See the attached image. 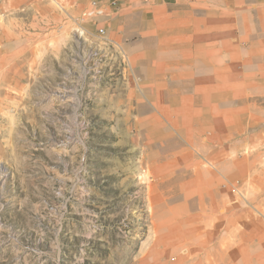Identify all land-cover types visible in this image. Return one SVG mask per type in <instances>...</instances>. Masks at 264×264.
Returning <instances> with one entry per match:
<instances>
[{"label":"rangeland","instance_id":"rangeland-1","mask_svg":"<svg viewBox=\"0 0 264 264\" xmlns=\"http://www.w3.org/2000/svg\"><path fill=\"white\" fill-rule=\"evenodd\" d=\"M88 7L0 5V264H161L147 206L169 183L147 165L129 57Z\"/></svg>","mask_w":264,"mask_h":264},{"label":"crops","instance_id":"crops-1","mask_svg":"<svg viewBox=\"0 0 264 264\" xmlns=\"http://www.w3.org/2000/svg\"><path fill=\"white\" fill-rule=\"evenodd\" d=\"M98 20L169 183L148 196L146 260L264 264V0H119Z\"/></svg>","mask_w":264,"mask_h":264},{"label":"built area","instance_id":"built-area-1","mask_svg":"<svg viewBox=\"0 0 264 264\" xmlns=\"http://www.w3.org/2000/svg\"><path fill=\"white\" fill-rule=\"evenodd\" d=\"M119 0H108V4L107 5H103L102 3H100L99 0H89V7L86 11H84L83 16L86 17H92V16H96V17H101L106 13V10L108 8H112L114 9L115 7L118 6ZM113 12V11H111ZM98 32L100 34H103L105 32L104 28H99Z\"/></svg>","mask_w":264,"mask_h":264}]
</instances>
